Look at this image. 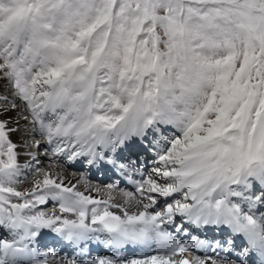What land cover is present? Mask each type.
Masks as SVG:
<instances>
[{"label": "snow or ice", "instance_id": "1", "mask_svg": "<svg viewBox=\"0 0 264 264\" xmlns=\"http://www.w3.org/2000/svg\"><path fill=\"white\" fill-rule=\"evenodd\" d=\"M134 139L156 161L122 202L66 181ZM261 209L264 0H0V264H264Z\"/></svg>", "mask_w": 264, "mask_h": 264}, {"label": "bare ground", "instance_id": "2", "mask_svg": "<svg viewBox=\"0 0 264 264\" xmlns=\"http://www.w3.org/2000/svg\"><path fill=\"white\" fill-rule=\"evenodd\" d=\"M5 94H6V92H5ZM12 115L14 116L15 113H12ZM13 139H17V137H13ZM149 140H150V138H149ZM136 142L141 143V141L139 139H134L133 141H129L128 144L124 148L119 149L117 151L116 157L119 159V161H121V160H126L127 161V158L128 157H135V159L137 158V161H138L137 163L141 162L140 159L142 160V158H144V156L147 154V153L143 152L142 150L137 151L136 148H135V150H133V155L132 156H129L128 154H126L129 151V149H131V148H133V146H136L137 145V144L136 145H133ZM144 142L145 143L146 142L149 143L148 141H144ZM121 150H124L125 152L126 151L127 152L125 153L124 151L122 152ZM142 153H144L143 156H140ZM134 154H137V156H134ZM123 155H126V156L124 157ZM44 157L45 156L42 153H40V156H39L40 165L41 166L43 165L45 169H48L49 165L52 164L53 161H52V159L50 157L49 158V160H50L49 163H47V162L43 163ZM144 159H146V161L150 162L149 164L153 163V165H155V161H156L155 154H154V156L153 155H150L149 158H148V160H147V157H145ZM146 161L144 162L142 160V162H143L142 164L148 163ZM19 162L21 164L33 163V166H35V163L31 161L30 157H28L24 153V151H22L21 154H20ZM105 165H107V164L102 163L99 166L100 169L103 170V171L106 170V169H110V165H108V166H105ZM75 166H77V168H79L80 167V163H75L74 164V167ZM92 167H94V170H95V166H92ZM99 167H98V169H99ZM72 170H74V171H72ZM94 170H92V171H94ZM148 173L149 172L145 173V175L144 174H139V177H145V176H147ZM64 175L66 177V181H71L72 183H77V181L81 180V178L83 177V179H85V180H87L89 182V184L91 185L92 188H100V189H102L104 191H107L110 188V187L107 188V187L101 186L100 184L94 183L90 178H88L86 176H82L81 174H79L76 171L75 168L73 169L71 167H68L67 165H64ZM23 179H25V181H26V183L23 185V187L30 186V183L29 182L32 180V177L29 176V177L26 178L25 175H24ZM133 185H135V183H133ZM77 187L81 191H84L85 190V186H84L83 183L78 184ZM122 187L123 186L120 187L121 189L118 188V187H112L114 189L113 194H114V196L116 198V202L117 203L122 202V198L119 195H117V193H120L122 191H126V190L122 189ZM86 194H90V195H92V196H94L96 198H101V199L104 198L102 194H99V193H97L95 191L86 192ZM53 207H54L53 203L52 202H49L46 206H43V208H44L43 210L48 211V212H51L52 209H53ZM203 232H209L211 234V233H214L215 230H207V231H203ZM201 233H202V231H201ZM220 233H222V232H220ZM1 234L5 235V238H7V234L6 233H1ZM225 234L226 233H222V235H225ZM222 239H223V237L220 238L219 240H222ZM50 241H56V243L61 242L55 236V234L51 233L48 230H44L43 231V235L40 238V242H39V245L38 246H41V245H49L50 244ZM56 243H55V245H57V246L56 247H51V249L52 248H55V250H56L57 253H59L61 255H65V256H70V255L74 254V253H71V247H72L71 245H68V247H66L64 249V248H62V246H60L59 244H56ZM97 248L100 249L101 247L99 245H96V244H91L90 245V249L91 250H94V249H97Z\"/></svg>", "mask_w": 264, "mask_h": 264}, {"label": "rangeland", "instance_id": "3", "mask_svg": "<svg viewBox=\"0 0 264 264\" xmlns=\"http://www.w3.org/2000/svg\"><path fill=\"white\" fill-rule=\"evenodd\" d=\"M150 138V140L152 139V137L150 136L149 137ZM37 139H39V136L37 135ZM137 144V145H136ZM133 145H136V146H133V148H131V149H129V151L126 153L124 150H121L122 152L124 151L126 154H128L129 156H132L133 155V150H135V148H136V150L137 151H140V150H142L143 152H145V153H147L145 156H144V158L145 157H147V160H148V158H149V156L150 155H153L154 156V154H155V157H156V152L152 149V146L149 144V143H145V142H141V143H138V142H136L135 144H133ZM145 148V149H144ZM40 153H42L44 156H45V154H44V148H41L40 149ZM143 154L144 153H142L140 156H143ZM124 157L126 156V155H123ZM134 156H137V154H134ZM49 158H50V156H45L44 157V161H43V163H45V162H47V163H49ZM144 158H142V160L145 162L146 161V159H144ZM118 159V158H117ZM119 160V159H118ZM142 160L140 159V161L141 162H139V163H137V166L135 167V172H138V171H142V172H140V174H144L145 175V173H147V172H150L151 171V169H152V167H154V165H153V163H151V164H149L150 162H148V161H146V162H148V163H145V164H142L143 162H142ZM136 161H137V158H136V160H135V158H133V157H129V164H135L136 163ZM138 162V161H137ZM103 162H101L100 164H99V166L102 164ZM42 164V163H41ZM75 164V163H74ZM74 164H68V163H65V165H67L68 167H71V168H73L74 169ZM104 164H106V163H104ZM108 165H110V164H107V165H105V166H108ZM41 166V165H40ZM41 167H43L44 168V166L42 165ZM77 167V166H76ZM79 167V166H78ZM112 167H114V166H112V165H110V168H112ZM89 167L88 166H86V165H82L81 163H80V167L79 168H75L76 169V171L79 173V174H81L82 176H86V177H88V178H90L94 183H97V184H100L101 186H104V187H117L115 184L113 185V182L114 181H116V183H118V179L115 177V178H113V179H111V181H110V179H109V177H107V178H105L104 179V183H106V184H104V183H100V182H98L97 181V179H94L93 178V176H94V173H96V169L94 170V168L93 169H91V171H90V173H89V169H88ZM95 168H97L98 169V167L97 166H95ZM34 169H35V166H33V169H31V170H26L25 171V173H24V175H25V177L27 178V177H29V176H31V177H33V174H34ZM114 169H115V167H114ZM134 169V168H133ZM92 170H94V171H92ZM103 171V170H101L100 169V167H99V169H98V171ZM107 170V169H106ZM105 170V171H106ZM72 171H74V170H72ZM99 174H101V173H99ZM126 176H129V175H127V174H125ZM131 177L132 176H129V178L128 179H131ZM139 178H138V176H137V181H139L138 180ZM133 180H136V178H134ZM128 182H130V180H128ZM136 182V181H135ZM121 184H123V183H121ZM129 184V183H128ZM130 185V184H129ZM135 186L136 185H131V186H129V187H126V186H123L122 187V189H124V190H126V191H132V192H134L135 191ZM121 187V186H120ZM120 187H118V188H120ZM121 189V188H120ZM44 209V208H43ZM262 211H264V209H261ZM203 232V231H202ZM206 234H207V236H208V239H220V238H224V236L226 235H222V233H220V232H218V231H216L215 230V232L214 233H209V232H205ZM1 234V233H0ZM204 238V237H203ZM202 238V239H203ZM55 243H56V241H50V244L51 245H53V246H50V247H56V245H55ZM49 244V245H50ZM51 249V248H50ZM41 250V249H40ZM42 251V250H41ZM71 253H73V251H72V248H71Z\"/></svg>", "mask_w": 264, "mask_h": 264}]
</instances>
